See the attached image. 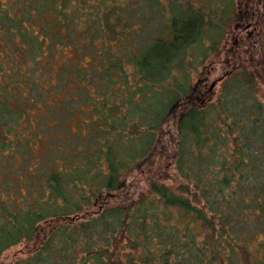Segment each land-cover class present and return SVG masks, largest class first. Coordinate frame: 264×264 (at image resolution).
Returning <instances> with one entry per match:
<instances>
[{
  "label": "trees",
  "instance_id": "16d2710c",
  "mask_svg": "<svg viewBox=\"0 0 264 264\" xmlns=\"http://www.w3.org/2000/svg\"><path fill=\"white\" fill-rule=\"evenodd\" d=\"M261 24L264 0H0V260L264 264Z\"/></svg>",
  "mask_w": 264,
  "mask_h": 264
},
{
  "label": "rangeland",
  "instance_id": "374dc122",
  "mask_svg": "<svg viewBox=\"0 0 264 264\" xmlns=\"http://www.w3.org/2000/svg\"><path fill=\"white\" fill-rule=\"evenodd\" d=\"M246 34H241L239 35L238 37L241 38L240 40L246 38ZM252 38L253 40H257L259 42H262L263 39H264V25L261 24V28H259L257 31H255L253 34H252ZM234 40L233 36H229L228 39H227V42L228 43H231L232 41ZM209 63H206V66H208ZM198 71L200 72L201 71V68L198 69ZM210 73L207 74L206 77L209 78V81H208V84H211L213 83V80H216L217 78H219V75L217 74V67L216 69H209ZM194 78V80L197 79V75L194 74L192 76ZM220 87V83L217 82L215 84V89L216 91H218ZM260 100L261 102L263 103L264 105V86H260ZM141 184V183H140ZM165 184L167 185H171L172 182L171 181H165ZM25 245L22 244V245H19V246H16V247H13L11 248L10 250L6 251L2 257H1V260H0V264H9L11 263V261L15 258V257H22L23 254H24V247Z\"/></svg>",
  "mask_w": 264,
  "mask_h": 264
},
{
  "label": "water",
  "instance_id": "95a60500",
  "mask_svg": "<svg viewBox=\"0 0 264 264\" xmlns=\"http://www.w3.org/2000/svg\"><path fill=\"white\" fill-rule=\"evenodd\" d=\"M214 87V84H211V88Z\"/></svg>",
  "mask_w": 264,
  "mask_h": 264
}]
</instances>
